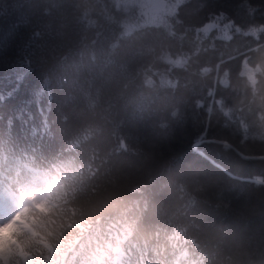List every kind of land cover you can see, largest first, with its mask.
Listing matches in <instances>:
<instances>
[{
	"label": "trees",
	"instance_id": "obj_1",
	"mask_svg": "<svg viewBox=\"0 0 264 264\" xmlns=\"http://www.w3.org/2000/svg\"><path fill=\"white\" fill-rule=\"evenodd\" d=\"M128 14L0 0V264H264V0Z\"/></svg>",
	"mask_w": 264,
	"mask_h": 264
},
{
	"label": "rangeland",
	"instance_id": "obj_2",
	"mask_svg": "<svg viewBox=\"0 0 264 264\" xmlns=\"http://www.w3.org/2000/svg\"><path fill=\"white\" fill-rule=\"evenodd\" d=\"M181 1L183 0H117V4L128 11V17L131 16L125 20L124 31L130 32L141 25L164 22L168 15L177 9ZM244 71L249 74L251 79H255V76L249 73L247 65L244 67ZM29 202H33L37 206H45L44 201L36 192L25 188L24 195L18 196L13 204H9V210L5 211L0 208V225L3 226L0 229V256L4 254L5 234L18 225V208ZM2 204L3 201L0 199V206Z\"/></svg>",
	"mask_w": 264,
	"mask_h": 264
},
{
	"label": "clouds",
	"instance_id": "obj_3",
	"mask_svg": "<svg viewBox=\"0 0 264 264\" xmlns=\"http://www.w3.org/2000/svg\"><path fill=\"white\" fill-rule=\"evenodd\" d=\"M3 228V226L2 225H0V229H2Z\"/></svg>",
	"mask_w": 264,
	"mask_h": 264
}]
</instances>
